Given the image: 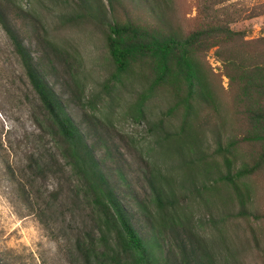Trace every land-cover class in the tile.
<instances>
[{"label":"rangeland","instance_id":"rangeland-1","mask_svg":"<svg viewBox=\"0 0 264 264\" xmlns=\"http://www.w3.org/2000/svg\"><path fill=\"white\" fill-rule=\"evenodd\" d=\"M199 2L0 0V8L160 264H264V123L248 113L257 104L246 90L251 82L226 61L257 60V45L245 40L264 36V12L230 23L232 43L190 50L192 87L180 50L165 55L135 44L119 65L109 49L110 40L130 46L131 27L146 42H181L204 24ZM51 130L0 25V264H87L75 246L83 224L97 243L100 229L106 234L100 248L115 249ZM40 155L57 161L34 177L29 166Z\"/></svg>","mask_w":264,"mask_h":264},{"label":"trees","instance_id":"trees-1","mask_svg":"<svg viewBox=\"0 0 264 264\" xmlns=\"http://www.w3.org/2000/svg\"><path fill=\"white\" fill-rule=\"evenodd\" d=\"M107 1L112 8L114 0ZM236 4L233 0H200L199 14L203 17L204 24L201 28L189 33L181 42H177L175 38H164L160 41L151 39L150 42H146L142 37L145 32L137 27H134L135 29L131 27L133 43L122 49L120 41L110 40V52L114 60L122 65L136 45L143 50L165 55L180 50L181 65L184 68L189 86L192 87L195 68L190 62V50L193 51L195 47L210 49L218 46L221 48V46L232 43L237 32L229 27L230 23L240 18L255 17L264 12V10L256 11L257 8L263 7V4L247 6L245 9L236 8ZM0 25L9 38L24 74L40 102L45 117L52 128V135L61 145L60 156L66 160L64 165H69L75 170L84 189L83 198L91 208V213L98 218L102 217L103 220L100 219L102 224L106 225L110 234L113 233L115 249L112 250V253H107L103 248H100V245L104 247L106 244V234L101 229L100 243H97L93 230H87L84 224L77 228L75 246L83 260L87 264H90L91 259L95 260L96 264H160L153 256L146 239L135 228L126 207L102 171L93 146L87 144L83 131L66 112L60 98L46 81L44 74L21 40L12 21L7 17V13L1 8ZM112 30L117 35L121 32L117 26H114ZM245 42L257 45L258 50L255 51L257 60L245 64L242 61L238 62L236 56H229L226 61L241 67L244 78L251 82L250 88L247 87L246 90L249 94L256 96L257 104L255 106L257 108L254 107L253 111L250 109L248 113L252 115L253 112H256L258 118L261 119L260 122L264 123V36L256 39V41L245 40ZM54 51L57 53L55 49ZM255 53H251L253 57H255ZM55 160L53 159V162L46 161L40 155L31 160L29 169L36 177L38 174L51 171ZM154 192L156 202L162 208V193L157 187H154ZM51 197L53 201L57 200L58 194L52 192ZM185 264H191V262L186 261Z\"/></svg>","mask_w":264,"mask_h":264}]
</instances>
